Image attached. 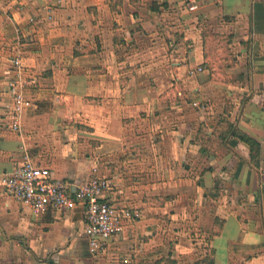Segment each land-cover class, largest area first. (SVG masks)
I'll return each instance as SVG.
<instances>
[{"label":"crops","instance_id":"1","mask_svg":"<svg viewBox=\"0 0 264 264\" xmlns=\"http://www.w3.org/2000/svg\"><path fill=\"white\" fill-rule=\"evenodd\" d=\"M223 33L237 61L193 89L197 99L214 88L204 100L224 98L223 111L184 128L181 94L149 71L207 65L201 39ZM17 56L32 84L14 131ZM235 129L259 144L257 165ZM25 156L70 190L105 180L103 198L139 218L93 253L81 214L34 217L5 193L4 174ZM59 261L264 264V0H0V264Z\"/></svg>","mask_w":264,"mask_h":264},{"label":"built area","instance_id":"2","mask_svg":"<svg viewBox=\"0 0 264 264\" xmlns=\"http://www.w3.org/2000/svg\"><path fill=\"white\" fill-rule=\"evenodd\" d=\"M11 65L13 76L8 83L13 103L11 128L18 131L17 119L30 105L24 91L32 81L24 75L18 56ZM1 184L5 193L34 217L48 212H73L81 207L84 235L93 253L102 251L107 241L122 235L127 222L139 218L136 210L116 207L103 198L109 190L105 180L93 176L70 190L64 180L54 178L47 168L37 166L27 156L4 174Z\"/></svg>","mask_w":264,"mask_h":264},{"label":"rangeland","instance_id":"3","mask_svg":"<svg viewBox=\"0 0 264 264\" xmlns=\"http://www.w3.org/2000/svg\"><path fill=\"white\" fill-rule=\"evenodd\" d=\"M217 35V37H213L211 38L212 40L209 41V39H204L202 38L201 41L203 40V48H205L204 50V57L205 60L207 61V65H202L199 66V69H185L182 71L179 70H152L149 71V74L151 75V78L153 79H163L168 81V90H169V95H176L178 93L181 94V99L183 102V107H178V111H182L183 112V122L185 123L184 128L187 126L186 123H190L191 120H195L198 117H203V118H209L211 117V115L209 114L211 109L214 110L215 108H217V110H220V113L223 111V105H224V98L222 99V97L217 98V101L212 103L213 105H208L207 106V102L204 99H209L210 94H214V91L211 89V87L208 86H204V90L201 91L203 93H205L206 95H204L203 97H199L197 99H195L193 96H195L197 94V92H195V90H193L197 84H200V86H202V84L205 83L204 80H206L207 78L211 77L212 74H214V70L212 69V67H214L215 64H221L223 63V61H227V62H233V61H237L234 56L236 55V50L234 51V55H233V51L231 50V48L227 47V44H229V42H227V34H215ZM181 47L179 46L176 51H179L178 49H180ZM171 50V49H170ZM169 50V51H170ZM237 71H235V76H238V74H236ZM216 73L219 74V71H216ZM220 75H221V71H220ZM204 82V83H203ZM175 83H177V86L175 85ZM220 89H223V87H219ZM238 89H240L239 85H237ZM243 88V87H242ZM167 90V91H168ZM176 91V92H175ZM216 92V91H215ZM218 92L219 95L223 96V93H225V90L222 91H217L216 93V97L218 96ZM176 93V94H175ZM240 93V92H237ZM205 97V98H204ZM174 98V97H172ZM179 99V100H181ZM219 99V101H218ZM199 100H201V105L202 107L200 108V114H197V110L196 108L193 106V103H198ZM200 105V106H201ZM174 106V103H173ZM175 110V109H174ZM219 113V112H218ZM215 115H218L215 111H214ZM198 115V116H197ZM219 119L220 121H218V123L221 122V124H219L218 128H220V131H224L223 129H228L227 124L224 123V117L222 116V114H219ZM222 116V117H221ZM174 119V118H173ZM174 121V120H172ZM226 121V120H225ZM213 124L215 123V119L212 120ZM174 123V122H173ZM201 139L203 140L204 138V134L200 133L199 134ZM215 152L218 154V156H224V150L222 148H218V150H215ZM228 184L229 182L226 180H223L222 178H220L217 181V189L219 190V195H221L222 197H225L228 195V193H225L228 189ZM235 194V193H234ZM220 198L219 200L222 202L224 199ZM77 227V226H76ZM74 229L73 234L71 236V238H76V239H82L83 238V234L79 233L78 231V227ZM53 233V231H52ZM49 242H52V239H50ZM51 245V244H48ZM65 247L63 246H57L54 251L58 250L61 251L63 250ZM58 253V252H57ZM64 253V252H63ZM62 261V260H61ZM58 264H63V262H60Z\"/></svg>","mask_w":264,"mask_h":264},{"label":"trees","instance_id":"4","mask_svg":"<svg viewBox=\"0 0 264 264\" xmlns=\"http://www.w3.org/2000/svg\"><path fill=\"white\" fill-rule=\"evenodd\" d=\"M231 135L236 137L239 141L245 143L248 146L250 160L253 162V164L257 165V159L259 155V144L251 137L236 129L232 131Z\"/></svg>","mask_w":264,"mask_h":264},{"label":"water","instance_id":"5","mask_svg":"<svg viewBox=\"0 0 264 264\" xmlns=\"http://www.w3.org/2000/svg\"><path fill=\"white\" fill-rule=\"evenodd\" d=\"M74 212H76L77 214H81V207H78L74 210ZM82 217V215H80ZM80 216L78 215V217H75L74 219L77 220L80 218Z\"/></svg>","mask_w":264,"mask_h":264}]
</instances>
